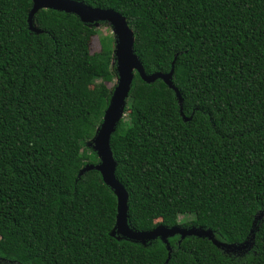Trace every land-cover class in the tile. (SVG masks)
Here are the masks:
<instances>
[{"label": "trees", "instance_id": "16d2710c", "mask_svg": "<svg viewBox=\"0 0 264 264\" xmlns=\"http://www.w3.org/2000/svg\"><path fill=\"white\" fill-rule=\"evenodd\" d=\"M120 13L145 74L172 63L175 94L133 73L109 136L134 230L208 228L133 242L111 235L115 196L90 140L116 79L110 37L31 0H0V264H264V0H76ZM185 119H183V117ZM190 215L180 221L178 216Z\"/></svg>", "mask_w": 264, "mask_h": 264}, {"label": "water", "instance_id": "95a60500", "mask_svg": "<svg viewBox=\"0 0 264 264\" xmlns=\"http://www.w3.org/2000/svg\"><path fill=\"white\" fill-rule=\"evenodd\" d=\"M41 8H49L56 11H62L65 13H71L75 15L81 22L88 25H93L96 22L104 21L108 23L114 33L115 40L113 43V56L116 72V83L113 86L106 108L103 111L101 122L97 126L93 137L90 140V146L96 154L98 162L96 164L85 165L82 171L88 169H95L99 172L102 181L107 185L115 196V218L114 224L111 229V235H118L122 238L133 242H139L144 244L145 241L159 238L162 241L167 250V261L169 257V245L167 243V237L178 235V239H182L185 236L205 237L215 246L226 252H243L250 248L251 242V229L250 237L242 243H224L214 238L212 232L208 228H201L195 226L183 227L179 225H172L165 227L161 224H157L148 230H134L131 228L126 219V199L127 193L123 186L114 176L115 161L113 160L110 148H109V136L114 131L115 125L125 105V99L130 88L133 73L136 72L139 78L144 82H151L156 78L161 79L169 88H171L175 94L179 105L180 115V102L181 98L171 82L172 63L168 72L160 73L153 72L145 74L140 61L133 52V34L127 26L124 17L110 9L91 7L80 1L76 0H31V6L27 12V25L32 31H37L31 24V18L34 12ZM183 119L184 116H182ZM264 212H259L255 215L254 221L258 219Z\"/></svg>", "mask_w": 264, "mask_h": 264}, {"label": "rangeland", "instance_id": "374dc122", "mask_svg": "<svg viewBox=\"0 0 264 264\" xmlns=\"http://www.w3.org/2000/svg\"><path fill=\"white\" fill-rule=\"evenodd\" d=\"M93 27L95 29V34L90 37L89 42H88V49L90 53H94L99 50V40L102 37H110L112 39V44L114 43L115 36H114L111 26L108 23L104 21H99V22L94 23ZM115 83H116V79H113L112 81L107 82L106 86L113 88ZM126 116H127V113L122 111L121 117L126 119ZM188 218H190V215H187V216L179 215L178 216V219L180 221H183Z\"/></svg>", "mask_w": 264, "mask_h": 264}]
</instances>
